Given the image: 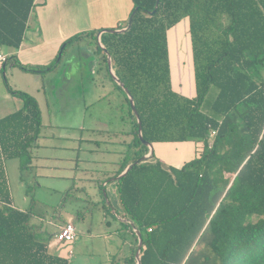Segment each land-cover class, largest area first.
Returning <instances> with one entry per match:
<instances>
[{
    "label": "trees",
    "instance_id": "16d2710c",
    "mask_svg": "<svg viewBox=\"0 0 264 264\" xmlns=\"http://www.w3.org/2000/svg\"><path fill=\"white\" fill-rule=\"evenodd\" d=\"M132 1L130 14L138 8L132 25L103 33L101 41L134 97L143 137L152 144L196 143L195 156L180 166L166 168L153 151L115 179L126 223L142 234V264H264V0H160L154 13L157 0ZM35 5L0 0V47L21 46ZM182 20L192 43L193 96L172 81L169 31ZM85 37L96 42L100 66L111 75L97 30L74 34L62 52ZM59 58L35 68L52 69ZM115 82L133 125L134 162L150 146L140 138L127 92ZM212 86L218 92L205 105ZM9 88L24 105L0 118V264H70L69 255L50 250L52 233L32 223L33 211L14 203L6 162L26 156L20 167L30 163L44 123L38 100ZM126 264H137L135 253Z\"/></svg>",
    "mask_w": 264,
    "mask_h": 264
},
{
    "label": "rangeland",
    "instance_id": "374dc122",
    "mask_svg": "<svg viewBox=\"0 0 264 264\" xmlns=\"http://www.w3.org/2000/svg\"><path fill=\"white\" fill-rule=\"evenodd\" d=\"M69 1L75 26L81 29L76 33L90 31L86 28L95 24L93 20L100 14L116 18L126 11V0ZM184 23L173 28L176 34H170L171 48L173 59L191 64L189 24L187 20ZM111 29L114 28L108 30ZM87 39L68 43L59 52L58 66L52 69L27 65L34 67L32 72L14 68L10 59L4 63L5 70L0 74L38 100L44 123L30 148V163L20 167L27 162L26 156L7 160L11 192L18 208L33 211L32 223L41 224L46 236L52 233L50 250L63 255L69 248L74 249L70 264H126V257L133 253L136 256L138 251L139 242L136 246V236L131 231L135 228L119 218L117 212H124L121 203L111 196L106 199L107 193L101 186L112 181L110 169L114 165L122 167L124 163L133 165L138 161L133 162V125L128 104L122 106L123 92L112 74H107V68L98 65L96 42ZM187 76L191 79V74ZM186 80L179 85L189 86L187 90L191 92L193 81ZM176 85L179 88L178 81ZM217 92L218 88L212 86L205 105L211 103ZM194 144H185L192 147L190 150H181L173 142H158L153 148L156 157L180 166L182 160L196 153ZM70 217L77 238L58 247L55 234Z\"/></svg>",
    "mask_w": 264,
    "mask_h": 264
},
{
    "label": "crops",
    "instance_id": "0c3cea01",
    "mask_svg": "<svg viewBox=\"0 0 264 264\" xmlns=\"http://www.w3.org/2000/svg\"><path fill=\"white\" fill-rule=\"evenodd\" d=\"M69 2H70L69 0H36V5L29 18L28 27L26 29L24 39L22 41L21 46L19 48H13L9 46L0 47V53L6 54L8 56V59L12 56L17 57V59L24 65L46 66L52 63L59 56V52L60 51L62 52L61 49H62L63 43L68 38L73 36V34H75L77 31L81 30L80 28L75 26L73 17L71 16V9L73 5L71 4L72 2L70 3ZM123 4L126 8V11H124L118 17L114 18V16H106V15L103 16L102 14H100L98 17H96V19L93 20L96 23L95 24L93 23L91 24V26L86 28V29H91V30L101 29V31L98 33V39H99L100 45L102 44L103 46H105L101 41V36L103 33H105V31L109 29V27H112L116 30H122L126 28L125 25L128 22L127 21L128 16L133 8V1L126 0L123 2ZM94 6H95V3H94ZM184 21L185 20H182L178 25H181V24L183 25ZM172 31H173V28L169 31V47H170V60H171L173 86L175 90L180 91L183 94H186L188 96H193L195 95L193 60H192V63L189 64V63H186L185 61H181V63H178L176 61V58L173 59V52H172L171 41H170V34ZM100 33H101V36H100ZM6 49H9V50L7 51ZM98 65L100 66V62L98 63ZM5 66L6 65L4 64L0 67V73L2 72V70H5ZM13 67L20 68L16 65H14ZM187 74L188 75L191 74V79L187 76ZM4 78L5 77L0 74V118H3L11 113L18 111L24 105V100L20 98L18 95H16L15 93L11 92L9 88V86H11L14 89L19 90L20 86H17L16 83L9 82L8 78H6V80ZM186 78H188V80L190 81L191 80L193 81V90L191 92L187 90L189 89L188 88L189 86L185 87V84H184L183 88H181V86L179 85V82L185 81ZM113 80H114V83L116 84L114 77H113ZM177 81H178L179 88L176 87ZM14 84H16V86H14ZM156 143H154L153 146ZM173 143L178 144L179 149L181 150L183 149L190 150L192 148L189 145L188 146L185 145L188 142H173ZM194 147L196 149V143L194 144ZM194 156L195 154L192 155L191 158H193ZM156 158L160 159L159 157H156ZM189 159L182 160L183 162L181 161L182 163L180 165H182L185 161ZM160 160L163 162V165L166 168H168L169 166H174V165H170L169 163L163 161L162 159ZM124 164H126L128 167L130 165V162L124 163ZM121 165L122 164H119L116 166L114 165L113 168L110 169V171L112 172V175L110 177H113V175L121 169ZM6 169H7V173L9 177V182H10V174L8 171L7 162H6ZM115 179L117 180V178H111L112 181L105 183V185L101 187L104 189V192L107 193L106 199H108L109 196H111L112 198L119 201V195L117 191V182ZM10 188H11V184H10ZM99 191H101V188ZM14 203H15V199H14ZM117 214L119 215V218L122 221L124 222L128 221V218L125 217L124 214H119L118 212ZM68 221L73 222V217H70L69 219L65 220L63 225L66 224ZM118 230L119 228H117L116 233ZM60 244L62 243H58V247L60 246ZM67 253L71 257V255L74 254V249L69 248ZM67 253L63 255H67Z\"/></svg>",
    "mask_w": 264,
    "mask_h": 264
},
{
    "label": "water",
    "instance_id": "95a60500",
    "mask_svg": "<svg viewBox=\"0 0 264 264\" xmlns=\"http://www.w3.org/2000/svg\"><path fill=\"white\" fill-rule=\"evenodd\" d=\"M159 3H160V0H157L156 8H155L154 11H152V13H154V12L157 10ZM137 10H138V8H136V9L133 11V13L130 15L129 22H128V26H127L126 28H124V29H122V30L111 29V30H107V31H105V32H112V33H113V32H121V31H125V30H127V29L132 25L133 17H134V15H135V13L137 12ZM100 36H101V33H100ZM101 47H103L104 51H105V52L107 53V55H108V58H109L108 62H109V67H110V71H111L112 76L114 77V79H115L119 84L122 85V87H124L125 91H126L127 94H128V97H129V99H130L131 106H132V108H133V110H134L136 116L138 117V121H139V135H140V138L142 139L143 143L149 145V146H150V149H151V151H150L147 155H144L141 159H139L138 161H136V162L134 163V164H138L140 161H142V160L148 158V157L151 155V153H152L153 150H154V149H153V144L150 143L149 141L145 140V138L143 137V134H142V122H141V120H140V116H139L138 110L136 109V105H135L134 97H133V95L131 94V92L129 91V89H128L127 87H125L124 84L120 81L119 77L116 75L115 71L113 70V66H112V56H111L109 50H108L105 46H103L102 44H101ZM134 164H133V165H134ZM133 165L128 166L127 169H126L122 174H120V175L117 177V179H119V178H121L122 176H124V175H125V174H126L131 168H132ZM135 231L137 232L138 237H139V247H138V251H137V254H136V257H137V264H142V259H141V249H142V245H143L142 234H141V232H140L137 228H135Z\"/></svg>",
    "mask_w": 264,
    "mask_h": 264
},
{
    "label": "built area",
    "instance_id": "2783aa9c",
    "mask_svg": "<svg viewBox=\"0 0 264 264\" xmlns=\"http://www.w3.org/2000/svg\"><path fill=\"white\" fill-rule=\"evenodd\" d=\"M8 60V56L0 53V67ZM77 238V230L72 221H68L61 226L60 230L55 234V240L58 243L71 242ZM72 252V251H71Z\"/></svg>",
    "mask_w": 264,
    "mask_h": 264
}]
</instances>
